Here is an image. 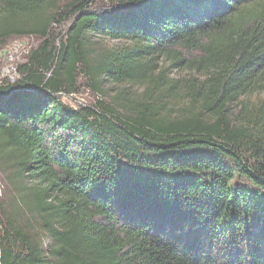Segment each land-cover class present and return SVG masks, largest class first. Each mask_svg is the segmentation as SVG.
Here are the masks:
<instances>
[{"label":"trees","instance_id":"1","mask_svg":"<svg viewBox=\"0 0 264 264\" xmlns=\"http://www.w3.org/2000/svg\"><path fill=\"white\" fill-rule=\"evenodd\" d=\"M25 36L0 264H264V0H0Z\"/></svg>","mask_w":264,"mask_h":264},{"label":"rangeland","instance_id":"2","mask_svg":"<svg viewBox=\"0 0 264 264\" xmlns=\"http://www.w3.org/2000/svg\"><path fill=\"white\" fill-rule=\"evenodd\" d=\"M68 28V24L63 23L60 26L54 27V33L58 36L59 39L65 36L66 30ZM42 42L41 39L35 36H25V37H11L9 38L5 44L0 46V53H5V56L0 58V81H8L9 74L8 69L9 67H19L21 64L26 62L27 56L30 51L36 48ZM105 46L114 44L116 42H107L102 41ZM255 98V97H253ZM64 102L74 106H85V105H92L95 103V96L87 86L84 79L80 78L78 84V91L75 93H71L69 95L62 96ZM6 185L4 181V176L1 172L0 168V199L3 198Z\"/></svg>","mask_w":264,"mask_h":264},{"label":"built area","instance_id":"3","mask_svg":"<svg viewBox=\"0 0 264 264\" xmlns=\"http://www.w3.org/2000/svg\"><path fill=\"white\" fill-rule=\"evenodd\" d=\"M5 56V53L1 52L0 53V58ZM8 74H9V82L14 83L16 82L19 78H20V73H19V69L17 67H9L8 69Z\"/></svg>","mask_w":264,"mask_h":264}]
</instances>
